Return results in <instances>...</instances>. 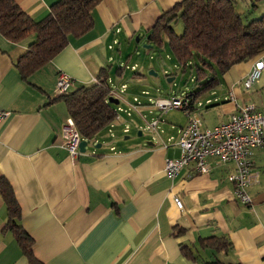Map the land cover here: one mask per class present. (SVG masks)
Here are the masks:
<instances>
[{"label": "crops", "instance_id": "obj_1", "mask_svg": "<svg viewBox=\"0 0 264 264\" xmlns=\"http://www.w3.org/2000/svg\"><path fill=\"white\" fill-rule=\"evenodd\" d=\"M14 1L39 22L58 0ZM183 1L103 0L93 11V30L70 37L68 47L29 81L20 77L15 64L35 36L15 44L0 35V110L12 112L0 126V177L14 190L21 224L42 264H264L263 151L254 156L258 178L249 189L252 203L243 205L228 179L232 164L210 158L209 174H199L192 164L174 180L167 178L166 161L180 157L177 143L179 129L187 124L185 114L177 135L153 136L152 141L123 148L107 144L100 152L86 148L75 159L62 146L61 128L68 114L63 102H53L58 74L76 81L73 90L91 85L102 69L119 66L128 55L131 48L124 50V43L130 45L136 37L141 41V36L148 42L158 19ZM258 60L264 61V53L222 77L215 103L222 105L228 121L239 107L254 103L253 92H264V72L252 89L243 88ZM203 123L206 128L217 126ZM128 124L122 119L116 126L124 132ZM176 196L183 210L176 206ZM8 220L0 196V264H30L12 232L5 230ZM179 228L184 234L175 237ZM211 237L227 238L232 250L216 255L203 250L201 240ZM183 247L196 259L186 258Z\"/></svg>", "mask_w": 264, "mask_h": 264}, {"label": "trees", "instance_id": "obj_2", "mask_svg": "<svg viewBox=\"0 0 264 264\" xmlns=\"http://www.w3.org/2000/svg\"><path fill=\"white\" fill-rule=\"evenodd\" d=\"M102 1L58 0L49 14L36 22L14 0H0V35L15 44L35 36L16 61L20 77L29 81L68 47L70 37L80 38L91 32L95 26L93 11ZM178 22L183 24L182 35L174 29ZM148 44L158 48L168 46L176 63L184 70L193 62L199 63L201 67L194 64L199 79L205 74L203 66L212 69L215 66L223 77L234 66L264 53V14L244 23L234 0H184L158 19L148 32ZM112 67L99 72L96 76L99 84L80 86L54 98L53 102H63L68 118L74 121L85 141H92L117 118L116 105L107 102ZM124 71L119 67L116 74L121 77ZM219 85V76L214 74L205 86L188 98L194 102L202 93ZM0 196L9 216L5 230L12 232L30 264H42L35 257L34 240L21 224V207L5 177H0ZM184 231L179 228L174 236L179 237ZM200 244L203 250H210L214 255L228 254L232 250V244L225 237H211L201 240ZM182 253L188 259H196L187 247L182 248ZM208 264L222 263L217 260Z\"/></svg>", "mask_w": 264, "mask_h": 264}, {"label": "built area", "instance_id": "obj_3", "mask_svg": "<svg viewBox=\"0 0 264 264\" xmlns=\"http://www.w3.org/2000/svg\"><path fill=\"white\" fill-rule=\"evenodd\" d=\"M136 68V66L131 67L133 71ZM263 72L264 61H256L243 81L244 88L246 90L252 89L260 81ZM92 83L99 84V80L95 77ZM75 84L76 81L71 76L60 72L57 77L55 96L68 94L75 87ZM108 84L110 87L107 102L110 98L119 101V105H116L117 118L109 126L113 128L117 121L122 120V114L132 118L134 111L141 110L146 105L141 103L138 97H134V103L126 100L127 85H122L121 89L115 90L111 86L112 80L110 78ZM144 95L149 96V93L144 92ZM148 102L151 103L150 106L165 114L171 110H177L182 111L187 117V124L179 129L177 145L180 150V157L169 159L165 164V173L168 179L174 180L182 169L192 164L199 174H209L211 167L208 159L214 158L221 164L234 165V171L228 179L235 187V197L243 205L252 203L249 189L257 182L258 178V173L255 171L254 156L258 150L264 152V102L260 105L256 103L243 105L238 108L228 122L212 128L204 127L200 110L212 106L215 100L209 99L204 104L199 100L193 102L188 97L167 98L160 96L156 99L149 98ZM123 103L129 104L127 109L122 107ZM11 115L12 112L10 111L0 110V126ZM160 122L159 119L151 123L148 130L156 131ZM61 131L62 146L75 159L81 153L80 145L85 140L81 138L71 118L65 120ZM129 131V127L126 126L124 132L128 133ZM174 201L180 210L184 209V203L179 196H176Z\"/></svg>", "mask_w": 264, "mask_h": 264}, {"label": "rangeland", "instance_id": "obj_4", "mask_svg": "<svg viewBox=\"0 0 264 264\" xmlns=\"http://www.w3.org/2000/svg\"><path fill=\"white\" fill-rule=\"evenodd\" d=\"M237 2V9L243 15L244 23L252 21L257 18V16H262L261 13L264 11V0H238ZM255 5L259 6L258 11L254 7ZM174 29L178 35H182V22H178L174 25ZM141 39L142 40L138 42L136 37L132 40L130 45L127 43L122 45L124 50H126L127 46L131 49L128 55L124 57L123 61H120L119 66L118 64H114L115 66L111 68V86L116 90L117 88L121 89L122 85H127L128 90L125 94L126 100L134 103V97H138L140 102L146 106H143L141 110L134 111L132 119L128 118L125 114H122V119H126L129 122L128 127L130 133L125 134L122 130L123 127L120 129V126H116L120 123L117 121L115 123L116 127H108L92 141H87V151H105L107 149V144L117 145L118 148H123L124 146L129 145V143L136 144L152 141L153 136H161L162 138H165L168 134L170 135V133L177 135L176 132L178 128L184 126L186 123L184 113L182 111L171 110L165 114L153 106H150L151 103L148 102L149 98L156 99L160 96L167 98L175 96L179 98L188 97L199 91L202 86H205L214 74H218L220 82L224 83L215 66H212L213 69L203 66L205 74L199 79L197 69L194 66L196 63L201 67L199 63L193 62L187 66L186 70H184L183 67L176 63L168 46L165 45L163 48L152 47L151 49H147V40L144 36H141ZM132 66L137 67L135 71L131 69ZM119 67H123L125 70L121 77L116 74V70ZM152 71L154 74H151ZM170 78H174V80L170 82ZM221 88L222 87H217L202 93L198 100L204 104L209 99L214 101L220 95L219 92ZM252 91L253 90H251L250 93H252ZM144 92H148L149 96H145ZM252 95L251 102L259 105L264 102V92L259 95L257 92H253ZM213 104L216 106L214 105L209 109L203 108L201 112L205 124L210 126L212 124L220 125L228 122L227 115L223 112L222 105H217L215 102ZM128 106L129 104H122L123 108L127 109ZM149 110L154 112L155 115L151 116ZM159 119L163 121V124L160 122L156 131H148L147 126L151 124V121ZM140 131L143 132L142 137H139ZM125 136H130L131 139L125 141ZM98 144L103 145V147L96 149Z\"/></svg>", "mask_w": 264, "mask_h": 264}, {"label": "water", "instance_id": "obj_5", "mask_svg": "<svg viewBox=\"0 0 264 264\" xmlns=\"http://www.w3.org/2000/svg\"><path fill=\"white\" fill-rule=\"evenodd\" d=\"M137 41L139 42L140 41V37H137ZM153 46L151 45H147L146 48L147 49H151ZM151 74H154V72L152 71ZM174 78H170L169 81H173ZM109 103L113 104V105H119V101L118 99H115V98H110L109 99ZM143 136V133L140 131L139 132V137H142ZM100 147V145L98 146ZM86 148H87V141H82L81 145H80V150H81V153H85L86 152Z\"/></svg>", "mask_w": 264, "mask_h": 264}]
</instances>
